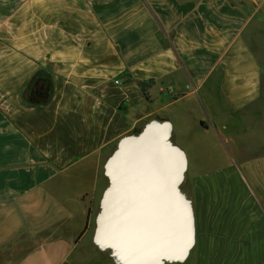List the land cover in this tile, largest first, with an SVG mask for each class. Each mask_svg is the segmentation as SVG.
<instances>
[{
    "label": "crops",
    "instance_id": "0c3cea01",
    "mask_svg": "<svg viewBox=\"0 0 264 264\" xmlns=\"http://www.w3.org/2000/svg\"><path fill=\"white\" fill-rule=\"evenodd\" d=\"M263 57L264 0H0V264H77L96 207L80 260L119 264L94 241L106 164L150 123L185 156L193 242L169 262L264 264ZM211 133L206 165L188 138Z\"/></svg>",
    "mask_w": 264,
    "mask_h": 264
},
{
    "label": "bare ground",
    "instance_id": "6f19581e",
    "mask_svg": "<svg viewBox=\"0 0 264 264\" xmlns=\"http://www.w3.org/2000/svg\"><path fill=\"white\" fill-rule=\"evenodd\" d=\"M153 133L127 143L108 171L113 185L104 204L106 240L124 263L177 254L183 243L180 205L172 189L176 160L158 137L166 138L163 129L153 128Z\"/></svg>",
    "mask_w": 264,
    "mask_h": 264
},
{
    "label": "water",
    "instance_id": "95a60500",
    "mask_svg": "<svg viewBox=\"0 0 264 264\" xmlns=\"http://www.w3.org/2000/svg\"><path fill=\"white\" fill-rule=\"evenodd\" d=\"M42 96H45V93H39L37 97H42ZM156 127L163 129V132L165 133V135H168V132H167L168 124L167 123H163V124L150 123L137 136L123 137L120 140L117 149L111 155V157L109 158L106 164V169H107V173L109 176V185L104 190L102 198H101L100 211L96 217V229H95V234H94V241L101 248H110L113 256L116 258V260H118L119 264H162L164 261H182L187 256L188 251L193 242V223H192V212H191L190 203L188 199L185 198V196L180 192L179 187H178L182 179L183 171L185 169V156L181 149L177 148L174 145H171L165 138L162 137L161 139L159 135L158 137L161 140V143L163 144L166 151L169 153V156L172 159L176 160V175L172 181V189H173L174 196L179 202L180 210H181V213H180L181 214V236L183 239V243H182L180 252L177 254H172V255H165V256L159 255L152 260H137L133 262L124 263L118 257L114 248L111 245L101 243L97 239V229L99 226V220L101 218L102 213L104 212V204H105L107 196L109 192L111 191L112 185H113L110 172H108L110 168L112 167L111 165L114 163L115 160H117L122 155L123 150L126 148L125 145L127 143L137 142V141L143 140L145 138H148L154 135L153 128H156Z\"/></svg>",
    "mask_w": 264,
    "mask_h": 264
},
{
    "label": "rangeland",
    "instance_id": "374dc122",
    "mask_svg": "<svg viewBox=\"0 0 264 264\" xmlns=\"http://www.w3.org/2000/svg\"><path fill=\"white\" fill-rule=\"evenodd\" d=\"M262 62L264 63V57L262 58ZM201 108V107H200ZM201 112V111H200ZM212 121L209 119V117L202 112L201 113V117H200V121L198 123L194 122V124H192L194 127H197V129L199 128L200 131L203 130L202 125L206 126L207 128H211L212 126ZM189 148L187 149V151L189 152L190 156L195 160L196 158H201L202 160V164H206L208 165L209 163L212 162H217L221 161L223 162L227 156L224 153V147L228 144H225L224 142H222L219 138H215L214 134L211 133L210 137H192L190 136L189 138ZM217 152V154L213 155V153ZM188 154V155H189ZM211 154V156H210ZM209 158V159H208ZM211 159V160H210ZM97 211V207L94 209L92 216H91V222H90V231L89 233H87L86 235H83L79 242H78V247L77 249L74 251L73 253V258L76 261L77 264H85V262H83L82 260H80V257L82 256H86V258L91 259L92 255H94V252L92 253L91 251V244H90V235H91V231L93 230V216L95 214V212ZM106 216L108 217V211L105 210L102 215L101 218L99 220L100 224L102 223L104 225V222L106 221ZM104 217V218H103ZM105 220V221H104ZM95 225H96V219H95ZM100 258L102 260H112V261H116L118 263V260H116V258L113 256L112 251L110 250V248H102L100 249ZM165 264H181L180 262H169V261H165Z\"/></svg>",
    "mask_w": 264,
    "mask_h": 264
},
{
    "label": "trees",
    "instance_id": "16d2710c",
    "mask_svg": "<svg viewBox=\"0 0 264 264\" xmlns=\"http://www.w3.org/2000/svg\"><path fill=\"white\" fill-rule=\"evenodd\" d=\"M139 86L141 87L144 95L147 96L146 95V86H147V84L145 82L141 81V82H139ZM43 88H44L43 84L41 82H37V85H35V88L32 91V94H31L30 98L33 99L34 97L38 96L39 93H43ZM35 94H36V96H35Z\"/></svg>",
    "mask_w": 264,
    "mask_h": 264
},
{
    "label": "built area",
    "instance_id": "2783aa9c",
    "mask_svg": "<svg viewBox=\"0 0 264 264\" xmlns=\"http://www.w3.org/2000/svg\"><path fill=\"white\" fill-rule=\"evenodd\" d=\"M115 83H118V80H115Z\"/></svg>",
    "mask_w": 264,
    "mask_h": 264
},
{
    "label": "flooded vegetation",
    "instance_id": "af4514ba",
    "mask_svg": "<svg viewBox=\"0 0 264 264\" xmlns=\"http://www.w3.org/2000/svg\"><path fill=\"white\" fill-rule=\"evenodd\" d=\"M111 250V249H110Z\"/></svg>",
    "mask_w": 264,
    "mask_h": 264
}]
</instances>
